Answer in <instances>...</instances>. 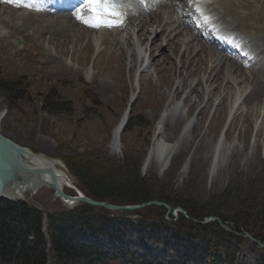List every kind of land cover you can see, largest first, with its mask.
<instances>
[{"label": "rangeland", "instance_id": "1", "mask_svg": "<svg viewBox=\"0 0 264 264\" xmlns=\"http://www.w3.org/2000/svg\"><path fill=\"white\" fill-rule=\"evenodd\" d=\"M261 1L257 8L256 5L250 8H261L264 0ZM245 6L243 12L239 10L240 14L251 11ZM118 8L121 14L125 13L121 3ZM130 8L137 12L131 20H124L119 26L97 28L84 22L79 24L70 11L52 12L47 8L26 7L16 0H0V76L18 81L31 92L29 98L20 99L0 90V132L33 152L61 161L62 155L93 149L112 163L132 157L139 163L143 176L185 200L207 207L213 214L205 218L222 219L221 214L235 216L247 210L248 219L254 222L257 215L264 213L263 64L257 62L244 68L245 74L230 75L228 64L215 65L210 51L200 53L199 41H192L193 47L188 48L191 38L186 30V37L173 32L178 47L176 55H172L176 45L166 47L168 34L157 42L152 43V39L160 32L155 12L165 11L162 13L165 18H174L175 12L170 14L158 5L131 4ZM78 12L84 19H92L87 6ZM261 18L259 23L246 18L242 25L262 34L264 15ZM143 20L150 32L145 37L140 30ZM144 39L147 40L143 42ZM170 61L174 64L170 65ZM213 73L217 80L206 84ZM201 79L203 86L194 89ZM52 89L71 107L48 111L42 96ZM254 89L261 95L257 99L247 98ZM131 100L133 115L142 117L146 125L123 131L120 151L115 153L113 131ZM164 112L160 139L175 134L180 123L190 124V130L180 136L182 144L166 171L144 164ZM211 157L210 167L202 168V160L207 163ZM65 192L75 193L67 186ZM31 193H23L19 200L38 207L44 216L68 208L54 196L52 187L44 186L34 196ZM178 211L174 214L171 211L169 220L166 207L150 205L141 208V215L131 221L137 226L140 218H146L147 223L154 225L157 232L150 235L148 230L146 234L150 237L145 244L162 249L175 228L174 223L181 219ZM183 217L192 221L186 215ZM223 221L229 227L224 226L226 231H235L231 219ZM139 230L129 232L127 241H138ZM237 233L245 239L242 249L246 264H258L264 259V249L252 232L242 229ZM222 239L232 240L225 233ZM196 241L200 242V237ZM7 257L4 255L0 264H14L15 258ZM125 259L130 264L131 257Z\"/></svg>", "mask_w": 264, "mask_h": 264}, {"label": "trees", "instance_id": "2", "mask_svg": "<svg viewBox=\"0 0 264 264\" xmlns=\"http://www.w3.org/2000/svg\"><path fill=\"white\" fill-rule=\"evenodd\" d=\"M0 90L12 98L31 96L29 87L1 76ZM54 91L49 90L42 96L48 111L71 107L70 102L63 101ZM137 125L143 127L146 122L142 117L134 116L132 110L124 131ZM105 159L94 149L62 155L78 186L92 198L119 204L161 200L172 208L183 207L199 220L213 214L196 201L185 200L143 176L139 163L132 157L118 163ZM220 217L227 221L231 219L235 231H226L218 221L198 223L181 215V219L174 223L171 236L159 249L145 244V238L157 232L146 218L137 222L141 229L139 241L128 242L127 234L137 229L130 219L113 216L109 210L83 203L72 209L48 213L46 235L41 209L26 201L0 198V260H5L2 257L7 255L9 259L15 258L14 264H128L125 258L130 256V264H149L150 261L152 264H246L242 249L245 239L237 232L242 229L252 232L264 243V213L257 215L254 222L248 219L247 210L235 216L221 214ZM160 219L165 221L164 216ZM259 223L261 227H258ZM148 230L150 235L146 234ZM224 233L232 240L222 239ZM197 237L200 242L196 241ZM132 248L136 251H131ZM258 264H264V259Z\"/></svg>", "mask_w": 264, "mask_h": 264}, {"label": "bare ground", "instance_id": "3", "mask_svg": "<svg viewBox=\"0 0 264 264\" xmlns=\"http://www.w3.org/2000/svg\"><path fill=\"white\" fill-rule=\"evenodd\" d=\"M259 1H261V0H213L212 5L215 7L214 9L216 11H219L218 13L222 17V20L224 22V28H225L226 34H228V35H230V34L243 35L244 36L243 38L247 39V41L245 42V46L248 47V48H251V49L258 50V53H257L258 54L257 55L258 59L257 60H262L264 62V33H262V34L256 33V32H259V31L251 32V30H246L249 27L247 28V27L242 25V23L246 20V18H253L254 21L258 22V23L262 21L261 17L264 15L263 14V12H264V10H263L264 9V4L259 5V6H261V8L259 7V9H255V8L251 9L250 8L251 6L255 7V5H256V8H257L258 7L257 3ZM172 5H174V2L171 4V6ZM245 5H247V7L250 8L251 11L249 13L245 12V13H247L245 15L244 14H240L239 10L241 9L240 12L241 11L243 12L242 7L245 8L246 7ZM46 6L49 7L50 5L47 4ZM171 10L173 12H175L174 14L177 13V16H176L175 19H173V18H165V17L161 16L162 13H164L165 11L164 12L162 11L161 15H160V13H158L159 11L155 13L154 16H156V18L159 19V22H160L159 23L160 32L157 33L156 36L152 39V43L153 42H157V40L162 38L163 35L168 34L166 47H168V46L170 47L172 44L176 45V49H174L173 51L170 49L172 51V55H173V54H175L177 52V47H178V43L175 42V37L174 38L172 37L173 32L178 31V35L179 34H183V36H185L184 35L185 34V32H184L185 29H181V31L177 30L181 25H183V23H186V27L185 28L190 29L191 32L192 31L194 32V30L192 28V25L189 24V22L184 21V19L182 17L183 15L180 14L179 8H177L174 5V6L171 7ZM246 11H248V10H246ZM256 14H259L260 16L259 17L253 16V15H256ZM261 14H262V16H261ZM72 17L79 24L81 22H83L80 19H78L77 16L74 13L72 14ZM179 19H181V22L177 25L178 27H173V26L170 27V25H175L174 24L175 21H179ZM69 20L72 21L71 19H69ZM141 24H142V26H140L141 27L140 30L142 31V36L145 37V35L149 34L150 32H149V29H146V25H147L146 21H144V23H141ZM87 26H89V24H87ZM192 33H190L191 35L189 34L190 36H192V40H189L187 42L188 48H192L193 47V46H191L192 41L198 39L197 38L198 36L197 35L195 36ZM179 36H181V35H179ZM127 39L128 38H126V40ZM129 40H128V42H129ZM146 40L147 39H144L143 42L146 41ZM166 47H164V49ZM206 50L210 51V53L213 55L212 57L214 58L215 65H221V64H228L229 65L230 75L231 74H235L236 75V73H237V75L239 73L245 74V71L243 70V66H242L243 65V61L241 59H239V57L229 56L228 58H226V57H224V53H222L221 50L218 47H216V48L214 47L212 49L211 46L209 47L208 45L201 44L200 53H202V52L204 53ZM170 58H173L171 56V54H170ZM170 62H171L170 65L174 64V61L173 62L170 61ZM213 68H214V66L210 69V72L213 70ZM217 78H218V76L216 75V73L215 74L213 73V74H211L208 77V79L205 82H206V84H207V82L208 83L209 82L212 83V82H215L217 80ZM229 82H230V80H229ZM203 83H204V81L201 79L198 82V84L195 85L194 89H196V87H199L201 85L203 86ZM230 88L231 87H228V89H230ZM226 94H228V93H226ZM260 95H261V93L259 92V90L258 89H254L252 92H250V94H249V96L247 98L251 97V98L257 99ZM127 109H128V107H127ZM127 109L122 114L121 118L119 119V121L116 124V126L114 128V131H113L112 148H113V151L115 153H118L120 151L122 133H123L124 128H125V122L127 121L128 117H129V113H128ZM165 115H166L165 112L162 113V115H160V119H159V123H158V130L159 131L157 133V136H155V139H154L152 145L150 146V149H149V151H148V153H147V155H146V157L144 159V164L146 166H148V165H150L152 167L159 166L163 171H166V170H168L170 168V166L172 164V160L175 157L176 153L178 152L180 145L182 144V143L180 144V141H179L180 136L183 135L185 132L190 130V124H185L184 123L185 125L182 126V123H180V125H178L179 128H177V130H175V127L177 125L174 126V128H173L175 130V132H176L175 134H171V136L168 139H166V140L164 138L160 139L159 135H160L162 127H163ZM211 162H212V157L207 160V163L202 160V162H201L202 163L201 164L202 168H207V166L210 167V165L212 164ZM238 169H240V166H238ZM57 173L60 174V176H61L60 179H62L64 177L63 170L61 168H59V167L57 168ZM60 181H61V184L63 186V189L66 186H68V187L70 186L71 187V185L66 183V181L64 179L60 180ZM44 186H48L49 187L48 184H44V185L40 186V184H38V183H33V184H30V185L26 186L25 189H23V193H25L27 191L32 192V193L33 192L36 193Z\"/></svg>", "mask_w": 264, "mask_h": 264}, {"label": "water", "instance_id": "4", "mask_svg": "<svg viewBox=\"0 0 264 264\" xmlns=\"http://www.w3.org/2000/svg\"><path fill=\"white\" fill-rule=\"evenodd\" d=\"M58 167L63 170L64 177L62 179L57 173ZM63 179L77 191L76 195L65 192L60 181ZM33 183H38L40 186L48 184L54 189V196L60 198L68 207L88 203L94 207H104L119 217L128 218L141 215V208L156 205L166 207V218L171 219L169 214L172 207L165 201L151 200L140 204L125 205L87 196L76 185V178L69 174L63 161L50 158L44 153L33 152L27 146L17 143L0 132V197L10 200L18 199L23 195V189ZM178 209L192 221H199L189 216L183 208L179 207ZM208 220H218L221 225L227 226V222L217 216H210V218H205L204 221L199 222L203 223ZM247 235L253 238L250 233ZM260 245L264 247V244L260 243Z\"/></svg>", "mask_w": 264, "mask_h": 264}, {"label": "snow or ice", "instance_id": "5", "mask_svg": "<svg viewBox=\"0 0 264 264\" xmlns=\"http://www.w3.org/2000/svg\"><path fill=\"white\" fill-rule=\"evenodd\" d=\"M85 3L89 6L88 11L92 13V19L86 20L80 13L77 14V18L81 19L84 23L89 24L91 27H114L122 24V21L118 19L120 13L114 9H101V5L104 0H85ZM108 12L107 18L104 12Z\"/></svg>", "mask_w": 264, "mask_h": 264}]
</instances>
